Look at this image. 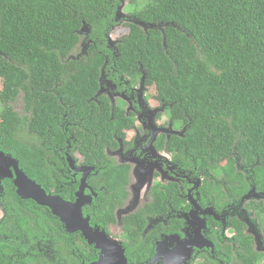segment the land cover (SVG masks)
<instances>
[{"label": "trees", "instance_id": "obj_1", "mask_svg": "<svg viewBox=\"0 0 264 264\" xmlns=\"http://www.w3.org/2000/svg\"><path fill=\"white\" fill-rule=\"evenodd\" d=\"M122 3L0 0V150L17 156L29 176L52 192L48 147L65 143L67 112L64 126L81 138L73 151L84 163L99 159L106 166L90 179L105 189L85 212L107 228L116 223L130 168L106 154L123 126L94 101L108 57L133 83L145 74L153 95L190 123L177 142L181 154L192 152L197 165L212 169L226 158L221 167L234 177L237 154L264 185V0H131L133 21L114 56L109 36ZM139 22L155 26L146 29ZM85 23L87 36L81 33ZM83 40H91L87 53L71 59ZM20 98L30 116L14 110ZM76 188L56 191L70 199ZM158 189L153 202L123 219L133 263L153 246L152 235L143 239L141 232L146 216L162 211ZM5 208L0 264H89L96 258L81 234L68 233L48 207L8 191Z\"/></svg>", "mask_w": 264, "mask_h": 264}, {"label": "flooded vegetation", "instance_id": "obj_2", "mask_svg": "<svg viewBox=\"0 0 264 264\" xmlns=\"http://www.w3.org/2000/svg\"><path fill=\"white\" fill-rule=\"evenodd\" d=\"M108 47L114 56L118 55V45L116 48ZM114 66L107 57L94 101L100 107L103 104L104 112H110L111 118H117L119 125L123 126V134L116 132L114 141L105 147L111 161L130 168L127 197L115 211L117 222L107 228L95 223L85 212V207L92 205L105 189L104 185L96 187L90 179L99 176L106 166L99 159L94 164L84 163L83 157L73 151L81 138L77 131L64 126L67 112L62 115V139L65 143L48 147L52 153L48 159L53 164L55 180L52 192L29 176L20 159L14 156L19 161L20 170L48 194L61 196L73 203L78 199L77 193L87 172L85 196L91 199L83 206V213L90 217L92 227H99L122 242L129 264H264V185L255 182L252 168L235 154L234 177L221 167L226 164V158L220 160V167L212 169L197 165L192 152L181 154L177 142L185 138L190 123L178 120L173 104L151 95L145 74L142 73L133 83L130 75L121 73ZM19 100L12 103L14 110L20 115L30 116L23 98ZM2 106L0 103V108ZM85 166L88 169L84 170ZM11 171L12 177L0 179V223L7 216L5 198L8 191L22 198L15 184L18 176L16 167L12 166ZM75 185V198H65L56 191ZM156 187L159 188L158 199L163 203L162 211L147 215L146 226L141 232L143 239L152 235L153 246L145 257L133 263L125 244L123 219L153 202L152 193ZM74 233H80L88 246L95 250L96 258L89 264L97 261L100 249L89 244L81 231Z\"/></svg>", "mask_w": 264, "mask_h": 264}, {"label": "water", "instance_id": "obj_3", "mask_svg": "<svg viewBox=\"0 0 264 264\" xmlns=\"http://www.w3.org/2000/svg\"><path fill=\"white\" fill-rule=\"evenodd\" d=\"M122 6L123 3L119 7L117 14H121ZM117 20H119L118 17ZM139 24L146 29L155 26V24H146L144 22H139ZM87 27L89 26L85 23L81 32ZM88 47L89 43H87V49ZM12 166L17 169L18 176L15 179V184L18 187V194L22 198L33 199L37 204L49 207L53 214L61 219L68 232L81 231L89 244H95L96 248L100 249L99 259L92 264H129L122 242L110 237L105 230H101L99 227H92L90 217H85L83 213V206L91 199L85 196L87 172L77 193L78 199L73 203L61 196L48 194L40 184L30 179L20 170L19 161L12 154L0 150V179L13 176ZM83 169L86 170L88 168L85 166Z\"/></svg>", "mask_w": 264, "mask_h": 264}, {"label": "rangeland", "instance_id": "obj_4", "mask_svg": "<svg viewBox=\"0 0 264 264\" xmlns=\"http://www.w3.org/2000/svg\"><path fill=\"white\" fill-rule=\"evenodd\" d=\"M131 10H133V5L131 4V0H124L123 6L121 9V14H117V17L119 18V23L113 28V31L111 35L109 36V45L112 47L117 46V43L120 41V39L126 35L129 32V27L126 25L127 22L133 21L131 17ZM135 22H138L134 20ZM89 32V27L85 28V30L82 33L83 36H87V33ZM87 51V41L83 40L81 44H79V47L77 48L76 52L73 53L74 57H80L81 55L85 54ZM117 54V53H116ZM144 82L143 85H141V90L144 88ZM150 84L148 81L146 82V86L148 87L151 95H153V90L149 86ZM0 87H1V80H0ZM17 101L20 102L18 99Z\"/></svg>", "mask_w": 264, "mask_h": 264}]
</instances>
